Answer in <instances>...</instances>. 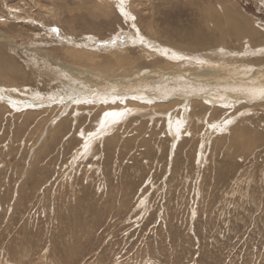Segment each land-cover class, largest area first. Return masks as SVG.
Masks as SVG:
<instances>
[{
	"label": "rangeland",
	"instance_id": "rangeland-1",
	"mask_svg": "<svg viewBox=\"0 0 264 264\" xmlns=\"http://www.w3.org/2000/svg\"><path fill=\"white\" fill-rule=\"evenodd\" d=\"M118 2L0 0V264H264V0Z\"/></svg>",
	"mask_w": 264,
	"mask_h": 264
},
{
	"label": "bare ground",
	"instance_id": "bare-ground-1",
	"mask_svg": "<svg viewBox=\"0 0 264 264\" xmlns=\"http://www.w3.org/2000/svg\"><path fill=\"white\" fill-rule=\"evenodd\" d=\"M124 8H125V7H124ZM125 11H126V10H125ZM230 25H232V23H230ZM147 45H148V44H147ZM159 48H160V47H159ZM145 52H147V54H148V53H149V54H153V53H154L153 51L148 50L147 48H145ZM164 52H165V54H166L167 51H164ZM147 54H146V55H147ZM167 54H168V53H167ZM153 55H154V54H153ZM169 55H170V54H169ZM173 55H174V54H173ZM150 56H151V55H150ZM170 56H171V55H170ZM120 57H121V59H124V55H121ZM120 57H119V59H120ZM175 57H176V56H175ZM115 58H118V55H115ZM147 58H148V57H147ZM148 60H149V59H148ZM160 60H161V59H160ZM117 61H119V60H117ZM162 62H163V61H162ZM156 63H157V61H156ZM166 63H169V64H170L171 61H169V62L167 61V62H165V64H166ZM172 63H173V62H172ZM169 64H168V65H169ZM165 66H166V65H165ZM171 66H172V65H170V67H171ZM174 67H175V66H174ZM163 103H164V102H163ZM170 103H171V102H170ZM186 103L188 104V102H186ZM171 105H172V104H171Z\"/></svg>",
	"mask_w": 264,
	"mask_h": 264
},
{
	"label": "snow or ice",
	"instance_id": "snow-or-ice-1",
	"mask_svg": "<svg viewBox=\"0 0 264 264\" xmlns=\"http://www.w3.org/2000/svg\"><path fill=\"white\" fill-rule=\"evenodd\" d=\"M124 4H125V0H119V2L117 4V7L120 9V12H121L122 15H126L127 16L129 13H127L125 11ZM132 19L134 20L135 17H132Z\"/></svg>",
	"mask_w": 264,
	"mask_h": 264
}]
</instances>
